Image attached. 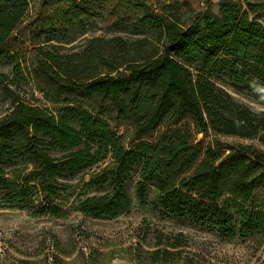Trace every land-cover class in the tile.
I'll return each mask as SVG.
<instances>
[{
	"label": "trees",
	"instance_id": "obj_1",
	"mask_svg": "<svg viewBox=\"0 0 264 264\" xmlns=\"http://www.w3.org/2000/svg\"><path fill=\"white\" fill-rule=\"evenodd\" d=\"M36 7L34 23L48 25L52 34L87 20L84 0H0V61L14 62L15 78L6 80L15 86L25 71L39 92L61 104L51 110L13 99L0 118L1 207L26 208L35 191L31 214L56 215L63 173L109 155L112 163L85 186L109 182L111 192L84 198L75 212L113 219L127 210L124 184L139 167L141 204L151 186L167 213L188 216L227 239L264 230L256 196L264 184V112L237 102L215 81L225 75L249 86L264 107L261 22L233 3L222 4L218 14L198 12L188 24L138 14L139 25L156 24L161 50L112 36L62 53L32 39L27 60L4 46Z\"/></svg>",
	"mask_w": 264,
	"mask_h": 264
},
{
	"label": "rangeland",
	"instance_id": "obj_2",
	"mask_svg": "<svg viewBox=\"0 0 264 264\" xmlns=\"http://www.w3.org/2000/svg\"><path fill=\"white\" fill-rule=\"evenodd\" d=\"M84 2L87 20L83 24L63 26L58 34H52L48 25L34 23L40 11L39 7L31 9L4 48L28 60L33 48L28 41L32 39L44 48L55 45L53 51L63 53L80 51L93 37L120 36L130 43L143 40L146 49L161 50L164 37L156 24L139 25L136 22L138 14L162 15L167 19L175 16L188 24L198 12L209 10L218 14L220 6L225 3L238 4L248 11L249 18L264 25V0ZM13 65L14 62L0 61V118L11 110L13 99L51 110L61 105L52 103L49 97L39 92L25 71L15 86L10 84L6 79L15 78ZM191 67L193 70L199 66ZM215 81L237 102L253 112H264L263 105L254 98L249 86L234 84L225 75ZM196 139H203V135L198 133ZM13 163L18 167L22 162L19 159ZM111 163L108 155L88 168L63 173L59 179L63 188L55 198L61 209L56 215L35 217L31 214V203L35 201L32 204L37 205L35 191L26 208L0 206V264H264V230L246 237L227 239L210 226L195 222L188 216L175 217L167 213L158 205V192L151 186L147 187L141 204L135 195L140 178L139 167L129 173L124 184L131 198L127 210L113 219H94L75 212V205L84 198L111 192L109 182L98 183L92 188L85 186ZM256 196L257 202L264 206V184L256 191Z\"/></svg>",
	"mask_w": 264,
	"mask_h": 264
}]
</instances>
